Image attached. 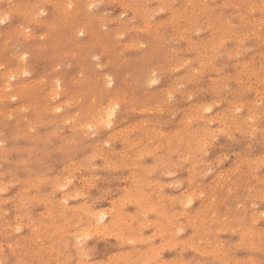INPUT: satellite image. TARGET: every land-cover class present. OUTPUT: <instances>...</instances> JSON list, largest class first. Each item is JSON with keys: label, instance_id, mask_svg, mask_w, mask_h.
<instances>
[{"label": "rangeland", "instance_id": "374dc122", "mask_svg": "<svg viewBox=\"0 0 264 264\" xmlns=\"http://www.w3.org/2000/svg\"><path fill=\"white\" fill-rule=\"evenodd\" d=\"M81 1H0V264H264V0Z\"/></svg>", "mask_w": 264, "mask_h": 264}, {"label": "bare ground", "instance_id": "6f19581e", "mask_svg": "<svg viewBox=\"0 0 264 264\" xmlns=\"http://www.w3.org/2000/svg\"><path fill=\"white\" fill-rule=\"evenodd\" d=\"M0 1H1V0H0ZM7 1H9V0H7ZM54 1H55V0H54ZM64 1H65V0H64ZM64 1L62 0V2H64ZM73 1H74V0H73ZM77 1H78V0H77ZM80 1H81V0H80ZM95 1H96V0H95ZM98 1H99V0H98ZM117 1H118V0H117ZM134 1H135V0H134ZM134 1H133V3H135ZM136 1H137V0H136ZM156 1H157V0H156ZM161 1H163V0H161ZM168 1H170V0H168ZM192 1H193V0H192ZM195 1H196V0H195ZM198 1H199V0H198ZM206 1H207V0H206ZM231 1H232V0H231ZM231 1H230V2H231ZM235 1H236V0H235ZM39 2H40V1H39ZM44 2H46V1H44ZM58 2H59V1H58ZM62 2H61V3H62ZM81 2H82V1H81ZM102 2H103V1H102ZM118 2H119V1H118ZM121 2H122V1H121ZM129 2H130V1H129ZM170 2H171V1H170ZM175 2H176V1H175ZM189 2H190V1H189ZM193 2H194V1H193ZM230 2H229V3H230ZM37 3H38V2H37ZM83 3H84V2H83ZM83 3H82V5H83ZM104 3H105V2H104ZM126 3H128V2H126ZM139 3H140V1H139ZM141 3H142V2H141ZM163 3H164V2H163ZM171 3H172V2H171ZM196 3H197V2H196ZM205 3H206V2H205ZM25 4H26V2H25ZM44 4H45V3H44ZM58 4H59V3H58ZM70 4H71V3H70ZM74 4H76V3H74ZM100 4H101V2H100ZM146 4H147V3H146ZM168 4H169V3H168ZM182 4H183V3H182ZM190 4H192V3H190ZM190 4H189V5H190ZM213 4H214V3H213ZM232 4H233V3H232ZM254 4H255V3H254ZM26 5H27V4H26ZM68 5H69V3H68ZM71 5H73V4H71ZM92 5H93V4H92ZM130 5H131V4H130ZM140 5H141V4H140ZM165 5H166V4H165ZM218 5H219V4H218ZM7 6H8V5H7ZM10 6H11V5H10ZM12 6H13V5H12ZM57 6H58V5H57ZM64 6H66V4H64ZM88 6H89V5H88ZM123 6H124V5H123ZM136 6H137V4H136ZM144 6H145V5H144ZM146 6H147V5H146ZM186 6H187V5H186ZM186 6H185V7H186ZM195 6H196V5H195ZM232 6H233V5H231V7H232ZM16 7H17V6H16ZM18 7H20V6H18ZM51 7H52V6H51ZM76 7L78 8L79 6L76 5ZM98 7H99V5H98ZM140 7H142V5H141ZM153 7H154V6H153ZM236 7H237V6H236ZM20 8H21V7H20ZM27 8H31V7L29 6V7H27ZM53 8H56L55 5H54ZM71 8H72V7H71ZM71 8H70V9H71ZM86 8H87V6H86ZM122 8H123V7H122ZM150 8H151V7H150ZM155 8H159V7H155ZM160 8H161V7H160ZM160 8H159V9H160ZM183 8H184V7H183ZM210 8H211V6H210ZM220 8H222V7H220ZM237 8H238V7H237ZM239 8H240V7H239ZM38 9H39V8H38ZM43 9H44V7H43ZM78 9H79V8H78ZM178 9H179V8H178ZM247 9H249V8H247ZM4 10H5V9H4ZM26 10H27V9H26ZM28 10H29V9H28ZM28 10H27V12L30 13V10H29V11H28ZM57 10L60 11L61 9L58 7ZM57 10H56V12H57ZM62 10H63V9H62ZM64 10H65V9H64ZM71 10H72L71 13H73V11H75L76 9H75V10L71 9ZM85 10H86V9H85ZM125 10H126V9H125ZM134 10H135V9H134ZM144 10H145V9H144ZM146 10H147V9H146ZM146 10H145V11H146ZM155 10H156V9H155ZM224 10H225V9H224ZM2 11H3V10H2ZM18 11H19V10H18ZM59 11H58V12H59ZM69 11H70V10H69ZM69 11H68V9H67L66 12H69ZM81 11H82V10H81ZM90 11H91V10H90ZM90 11H89V13H90ZM139 11H140V9H139ZM142 11H143V7H142ZM148 11H150V10L148 9ZM153 11H154V9H153ZM164 11H165V10H164ZM187 11H188V10H187ZM190 11H191V10H190ZM193 11H194V10H193ZM257 11H258V10H257ZM31 12L36 13L37 10L35 11V10L33 9V11H31ZM39 12H40V11H39ZM45 12H46V10H45ZM58 12H57V13H58ZM78 12H79V11H77V12H75V13H78ZM92 12H93V10H92ZM154 12H155V11H154ZM154 12H153V13H154ZM183 12H184V11H183ZM185 12H186V10H185ZM251 12H252V9H251ZM10 13H11V12H10ZM14 13H15V11H14ZM34 13H33V14H34ZM42 13H43V12H42ZM104 13H105V12H104ZM142 13L144 14L145 12H142ZM142 13H141V15H143ZM148 13H149V12H148ZM188 13H189V12H188ZM191 13H192V12H191ZM45 14H47V13H45ZM78 14H79V13H78ZM87 14H88V13H87ZM90 14H91V13H90ZM90 14H89V15H90ZM109 14H110V13H109ZM146 14H147V12H146ZM239 14H240V13H239ZM251 14H252V13H251ZM9 15H10V14H9ZM22 15H23V14H22ZM28 15H29V14H28ZM38 15H40V14H38ZM38 15H37V16H38ZM60 15H62V14L60 13ZM60 15L58 14V16H60ZM75 15H76V14H75ZM89 15H87V16H89ZM91 15H92V14H91ZM125 15H126V14H125ZM125 15H124V16H125ZM175 15H177V14H175ZM178 15H179V14H178ZM190 15H191V14H190ZM229 15H230V14H229ZM70 16H71V15H70ZM145 16H146V15H145ZM193 16H194V14H193ZM231 16H232V15H231ZM248 16H249V15H248ZM248 16H247V17H248ZM38 17H39V16H38ZM38 17H37V19H38V21H39V18H38ZM63 17H64V19H65V16H63ZM76 17H78V15H77ZM76 17H75V18H76ZM114 17H115V16H114ZM141 17H142V16H141ZM141 17H140V18H141ZM148 17H149V16H148ZM155 17H156V16H155ZM173 17H174V16H173ZM180 17H181V16H180ZM190 17H191V20L194 19V17L197 18L196 14H195L194 17H192V16H190ZM243 17H244V16H243ZM5 18H6V17H5ZM57 18H58V17H57ZM66 18H67V17H66ZM87 18H88V17H87ZM91 18H92V17H91ZM146 18H147V17H146ZM176 18H177V17H176ZM196 18H195V19H196ZM53 19H54V18H53ZM94 19H95V18H94ZM105 19H106V18H105ZM107 19H108V17H107ZM110 19H111V18H110ZM116 19H117V18H116ZM144 19H145V18H144ZM147 19H148V18H147ZM147 19H146V20H147ZM156 19H157V18H156ZM168 19H169V18H168ZM65 20H68V18L65 19ZM114 20H115V19H114ZM125 20L127 21V19H125ZM142 20H143V19H142ZM173 20H174V18H173ZM177 20H178V19H177ZM177 20H176V21H177ZM191 20H190V22H192ZM225 20H226V19H225ZM248 20L250 21V19H248ZM4 21H5V20H4ZM8 21H10V20H8ZM11 21H12V19H11ZM38 21H37V22H38ZM41 21H42V20H40V23H41ZM46 21H47V20H46ZM53 21H54V20H53ZM60 21H61V19H60ZM60 21H59V22H60ZM70 21H72V20L70 19ZM89 21H90V19H89ZM104 21H105V20H104ZM107 21H108V20H107ZM126 21H125V22H126ZM130 21H131V20H130ZM155 21H156V20H155ZM174 21H175V20H174ZM193 21H194V20H193ZM195 21H196V20H195ZM218 21H219V20H218ZM231 21H232V20H231ZM246 21H247V20H246ZM257 21H258V20H257ZM23 22H24V21H23ZM48 22H49V21H48ZM48 22H47V23H48ZM56 22H57V21H56ZM75 22H76V19H75ZM87 22H88V21H87ZM108 22H110V20H109ZM122 22H123V21H122ZM160 22H161V21H160ZM160 22H159V23H160ZM19 23H20V22H19ZM44 23H46V22H44ZM61 23H62V21H61ZM83 23H84V22H83ZM129 23H130V22H129ZM129 23H127V24L129 25ZM132 23H133V22H132ZM132 23H131V24H132ZM170 23H171V22H170ZM173 23H174V22H173ZM175 23H176V22H175ZM192 23H193V22H192ZM228 23H229V22H228ZM245 23H246V22H245ZM260 23H261V22H260ZM41 24H42V23H41ZM41 24H40V25H41ZM58 24H59V23H58ZM62 24H65V23L63 22ZM66 24H67V23H66ZM66 24H65V25H66ZM71 24H72V22H71ZM73 24H74V23H73ZM86 24H87V23H86ZM86 24H85V25H86ZM118 24H119V23H118ZM144 24H145V23H144ZM147 24H149V23L147 22ZM152 24H153V22H152ZM18 25H19V24H18ZM21 25H22V24H21ZM47 25H49V24H47ZM47 25H46V26H47ZM55 25H56L55 27H58L57 24H55ZM75 25H77V24H75ZM91 25H92V24H90V26H91ZM100 25H101V24H100ZM122 25H123V23H122ZM168 25H169V24H168ZM196 25H197V24H196ZM220 25H221V24H220ZM226 25H227V24H226ZM257 25H258V23H257ZM15 26H16V25H15ZM25 26H26V25H25ZM53 26H54V25H52V28H54V30H57V29H56L55 27H53ZM66 26H67V25H66ZM83 26H84V24H83ZM104 26H105V25H104ZM120 26H121V25H120ZM123 26H124V25H123ZM147 26H148V25H147ZM156 26H157V25H156ZM184 26H186V24H185ZM184 26H183V28H184ZM22 27H23V26H22ZM27 27H28V25H27ZM72 27H73V26H72ZM132 27H133V26H132ZM145 27H146V26H145ZM166 27H167V26H166ZM181 27H182V26H181ZM186 27H187V26H186ZM18 28H19V27H18ZM61 28H62V27H61ZM78 28H79V27H78ZM92 28H93V27H92ZM92 28H89V30L92 29ZM119 28H120V27H119ZM135 28H136V27H135ZM210 28H211V27H210ZM19 29H20V28H19ZM59 29H60V28H59ZM102 29H103V28H102ZM115 29H116V28H115ZM147 29H148V28H147ZM152 29H153V27H152ZM173 29H174V28H173ZM244 29H245V28H244ZM24 30H25V29H23V31H24ZM48 30H49V29H48ZM104 30H105V29H104ZM109 30H110V29H109ZM122 30H123V29H122ZM122 30H121V31H122ZM137 30H138V28H137ZM145 30H146V29H145ZM145 30H143V31H145ZM150 30H151V29H150ZM153 30H154V29H153ZM0 31H1V30H0ZM107 31H108V30H107ZM113 31H114V30H113ZM117 31H118V30H117ZM126 31H127V30H126ZM147 31H149V29H148ZM147 31H145V32H147ZM177 31H178V30H177ZM190 31H191V30H190ZM5 32L7 33V30H6ZM9 32H10V31H9ZM21 32H22V31H21ZM46 32H48V31H46ZM50 32H52V31H49V33H50ZM85 32H87V30H86L85 28H80V29L78 30V33H85ZM122 32H124V31H122ZM180 32H181V31H180ZM216 32H217V31H216ZM252 32H253V31H252ZM23 33L25 34V32H23ZM28 33H29V31H28ZM49 33H48V34H49ZM87 33H88V32H87ZM89 33H90V32H89ZM103 33H105V32H103ZM115 33H116V30H115ZM115 33H114V34H115ZM117 33H119V32H117ZM120 33H121V32H120ZM212 33H214V32H212ZM21 34H22V33H21ZM43 34H44V32H43ZM107 34H108V33H107ZM12 35L14 36L13 33H12ZM44 35H45V34H44ZM54 35H55V34H54V32H53V36H54ZM60 35H61V34H60ZM93 35H94V34H93ZM103 35H104V34H103ZM118 35H119V34H118ZM233 35H234V34H233ZM21 36H22V35H21ZM25 36H26V35H25ZM25 36H24V37H25ZM27 36H28V35H27ZM27 36H26V37H27ZM30 36H31V35H30ZM41 36H43V35H41ZM46 36H48V35L46 34L45 37H46ZM51 36H52V35H51ZM56 36H58V35H56ZM70 36H71V35H70ZM109 36H110V35H109ZM114 36H115V35H114ZM119 36H120V35H119ZM179 36H180V35H179ZM183 36H184V35H183ZM240 36H241V35H240ZM7 37H8V36H7ZM33 37H34V36H33ZM33 37H32V38H33ZM48 37H50V36H48ZM157 37H158V36H157ZM176 37H177V35H176ZM263 37H264V36H263ZM17 38H18V37H17ZM35 38H36V37H35ZM38 38H39V37H38ZM54 38H55V37H54ZM60 38H61V37H60ZM60 38H59V39H60ZM64 38H65V37H64ZM129 38H130V37H129ZM142 38H143V37H142ZM247 38H248V37H247ZM251 38H252V37H251ZM26 39H27V38H26ZM44 39H45V38H44ZM70 39H71V38H70ZM78 39H79V38H78ZM112 39H113V38H112ZM118 39H120V38H118ZM181 39H182V38H181ZM211 39H212V38H211ZM218 39H219V38H218ZM241 39H242V37H241ZM256 39H257V38H256ZM261 39H262V36H261ZM72 40H74V39H72ZM106 40H107V38H106ZM220 40H222V39L220 38ZM253 40H254V38H253ZM66 41H67V40H66ZM79 41H80V40H79ZM113 41H114V40H113ZM262 41H263V39H262ZM54 42H55V41H54ZM114 42H115V41H114ZM117 42H118V41H117ZM119 42H120V41H119ZM209 42H210V41H209ZM0 43H1V42H0ZM12 43H13V42H12ZM41 43H42V42H41ZM100 43H101V42H99V44H100ZM106 43H107V42H105V44H106ZM115 43H116V42H115ZM127 43H128V41H127ZM136 43H138V42H136ZM7 44H8V43H7ZM49 44H50V43H49ZM54 44H55V43H54ZM103 44H104V43H103ZM128 44H129V43H128ZM148 44H149V43H148ZM55 45H58V44H57V41H56V44H55ZM100 45H101V44H100ZM130 45H131V44H130ZM139 45H140V44H139ZM142 45H143V44H142ZM162 45H163V44H162ZM17 46H18V45H17ZM36 46H37V45H36ZM95 46H96V45H95ZM106 46H107V44H106ZM132 46H133V45H132ZM143 46H144V45H143ZM228 46H229V45H228ZM258 46H259V45H258ZM37 47H38V46H37ZM123 47H125V46H122V48H123ZM139 47H140V46H139ZM145 47H147V46L145 45ZM189 47H190V46H189ZM40 48H41V46H40ZM132 48H134V47H132ZM135 48H136V47H135ZM135 48H134V49H135ZM155 48H156V46H155ZM7 49H8V48H7ZM17 49H19V48H17ZM55 49H56V46H55ZM73 49H74V48H73ZM103 49H104V48H103ZM125 49H126V48H125ZM156 49H157V48H156ZM167 49H168V48H167ZM228 49H229V48H228ZM232 49H233V48H232ZM240 49H241V48H240ZM53 50H54V49H53ZM61 50H62V49H61ZM170 50H171V48H170ZM188 50H189V49H188ZM226 50H227V49H226ZM247 50H248V49H247ZM249 50H250V49H249ZM260 50H261V49H260ZM1 51H2V50H1ZM23 51H24V50H23ZM28 51H29V50H28ZM108 51H109V50H108ZM176 51H177V50H176ZM228 51H229V50H228ZM228 51L226 52V54H227V53H228V55L231 54V53L228 52ZM222 52H223V51H222ZM222 52H221V54H222ZM257 52H258V51H257ZM0 53H1V52H0ZM66 53L68 54L67 51H66ZM158 53H159V52H158ZM172 53H173V52H172ZM1 54H2V53H1ZM14 54H15V53H14ZM24 54H25V53H24ZM63 54H65V53H63ZM67 54H65V55H67ZM102 54H103V53H102ZM102 54H101V55H102ZM105 54H107V53H105ZM122 54H123V52H122ZM175 54H176V53H175ZM221 54H220V55H221ZM11 55H12V54H11ZM114 55H115V54H114ZM1 56H2V55H1ZM56 56H57V55H56ZM73 56H74V55H73ZM122 56H123V55H122ZM171 57H172V55H171ZM251 57H252V55H251ZM26 58H27V57H26ZM126 58H128V57L126 56ZM145 58H146V57H145ZM169 58H170V57H169ZM177 58H178V57H177ZM19 59H21V58L19 57ZM113 59H115V58H113ZM124 59H125V58H124ZM136 59H137V58H136ZM239 59H240V58H239ZM243 59H244V58H243ZM262 59H263V58H262ZM10 60H11V59H10ZM27 60H28V59H27ZM115 60H116V59H115ZM122 60H123V59H122ZM131 60H132V59H131ZM138 60H139V59H138ZM244 60H245V59H244ZM253 60H254V59H253ZM21 61H22V59H21ZM123 61H124V60H123ZM125 61H126V60H125ZM132 61H133V60H132ZM152 61H153V60H152ZM189 61H190V59H189ZM246 61H247V60H246ZM246 61H245V62H246ZM25 62H27V61H25ZM25 62H24V63H25ZM35 62H36V61H35ZM99 62H101V61H99ZM145 62H146V61H145ZM148 62H149V61H148ZM183 62H184V61H183ZM198 62H199V60H198ZM202 62H203V61H202ZM239 62H240V61H239ZM253 62H254V61H253ZM22 63H23V62H22ZM200 63H201V62H200ZM203 63H204V62H203ZM203 63H202V64H203ZM246 63H247V62H246ZM25 64H26V63H25ZM118 64H120V63H118ZM122 64H124V63H122ZM139 64H140V63H139ZM143 64H144V63H143ZM143 64H142V65H143ZM175 64H176V63H175ZM178 64H179V63H178ZM181 64H182V63H181ZM1 65H2V64H1ZM1 65H0V66H1ZM11 65H12V63H11ZM26 65H27V64H26ZM28 65H29V64H28ZM108 65H109V63H108ZM120 65H121V64H120ZM126 65H127V64H126ZM176 65H177V64H176ZM227 65H228V64H227ZM253 65H254V64H253ZM260 65H261V64H260ZM229 66H230V65H229ZM244 66H246V65H244ZM249 66H250V65H249ZM254 66H255V65H254ZM14 67L16 68L17 66L15 65ZM19 67H20V65H19ZM102 67H103V66H102ZM130 67H131V66H130ZM142 67H144V66H141V68H142ZM179 67H180V66H179ZM231 67H232V66H231ZM259 67H260V66H259ZM261 67H264V66H261ZM21 68H22V67H21ZM118 68H120V67L118 66ZM127 68H128V66H127ZM127 68H126V69H127ZM189 68H190V67H189ZM28 69H29V68H28ZM143 69H144V68H142V70H143ZM252 69H253V68H252ZM258 69H259V68H258ZM260 69H261V68H260ZM4 70H5V69H4ZM23 70H24V69H23ZM80 70H81V69H80ZM99 70H100V69H99ZM149 70H150V69H149ZM189 70H190V69H189ZM207 70H208V68H207ZM242 70H243V69H242ZM242 70H241V71H242ZM17 71H18V68H17ZM134 71L136 72V69H135ZM134 71H133V73H134ZM139 71H140V67H139ZM203 71H204V70H203ZM205 71H206V70H205ZM1 72H2V71H1ZM18 72H19V71H18ZM155 72H156V71H155ZM143 73H144V71H143ZM152 73H153V72H152ZM171 73H172V72H171ZM250 73H251V72H250ZM252 73H253V72H252ZM254 73H255V72H254ZM48 74H49V73H48ZM106 74H107V73H106ZM196 74H197V73H196ZM236 74H237V73H236ZM9 75H10V74H9ZM11 75H12V74H11ZM11 75H10V76H11ZM115 75H116V74H115ZM124 75H125V74H124ZM130 75H131V73H130ZM135 75H136V74H135ZM256 75H258V74H256ZM10 76H9V77H10ZM42 76H43V75H42ZM106 76H107V75H106ZM106 76H105V77H106ZM126 76H127V75H126ZM251 76H252V75H251ZM258 76H259V75H258ZM9 77H8V75H7V77H6V81H7V79H8ZM124 77H125V76H124ZM124 77H123V79H125ZM130 77H131V76H130ZM149 77H150V76H149ZM248 77H249V76H248ZM252 77H253V76H252ZM3 78H4V77H3ZM59 78H60V77H59ZM98 78H99V77H98ZM106 78H107V77H106ZM136 78H138V77H136ZM259 78H260V77H259ZM259 78H258V79H259ZM10 79H11V78H10ZM42 79H43V78H42ZM47 79H48V78H47ZM61 79H62V78H61ZM61 79H58L57 82H55V83H54L53 80H52L53 82H51L52 84H54L53 86H55L54 94L51 93L53 96H54V95H60V94H63V93H61V91H63V88H64V87H63V84H62V82H61V81H62ZM77 79H78V78H77ZM104 79H105V78H104ZM134 79H135V78H134ZM139 79H140V77L138 78V80H139ZM180 79H181V78H180ZM241 79H242V78H241ZM254 79H255V78H254ZM38 80H39V79H38ZM40 80H41V78H40ZM102 80H103V79H102ZM130 80H131V79H130ZM259 80H260V79H259ZM45 81H46V80H45ZM100 81H101V80H100ZM110 81H111V79H110ZM110 81H109V82H110ZM121 81H122V78H121ZM125 81H126V80H125ZM179 81H180V80H179ZM253 81H254V80H253ZM34 82H35V80H34ZM36 82H38V81H36ZM104 82H105V81H104ZM109 82H108V83H109ZM127 82H128V81H127ZM132 82H133V81H132ZM137 82H138V81H137ZM142 82H143V81H142ZM147 82L149 83V81H147ZM246 82H247V81H246ZM5 83H6V82H5ZM24 83H25V82H24ZM24 83H23V84H24ZM29 83H30V82H29ZM43 83H44V82H43ZM51 83H49V84H51ZM73 83H74V81H73ZM148 83H147V84H148ZM150 83H151V80H150ZM170 83H171V82H170ZM170 83H169V84H170ZM215 83H216V82H215ZM254 83H255V82H254ZM8 84H9V83H7V85H8ZM40 84H41V83H40ZM52 84H51V86H52ZM71 84H72V83H71ZM77 84H78V83H77ZM106 84H107V79H106ZM106 84H104V85L102 84V86L104 87ZM110 84H112V83H110ZM184 84H185V83H183V86H184ZM187 84H188V83H187ZM7 85H6V86H7ZM29 85H30V84H29ZM74 85H76V84H74ZM113 85H114V84H113ZM113 85H112V87H113ZM141 85L143 86V84H140V87H142ZM180 85H181V84H180ZM20 86H21V85H20ZM39 86H40V85H39ZM39 86H37V87L39 88ZM91 86H92V85H91ZM99 86H100V85H99ZM102 86H101V87H102ZM178 86H179V85H178ZM4 87H5V86H4ZM26 87H30V86H26ZM37 87H36V88H37ZM44 87H45V85H44ZM62 87H63V88H62ZM103 87H102V88H103ZM110 87H111V86H110ZM140 87H139V88H140ZM147 87H148V85H147ZM167 87H168V86H167ZM174 87H175V86H174ZM5 88H6V87H5ZM30 88H32V87H30ZM50 88H51V87H50ZM104 88H105V87H104ZM165 88H166V87H165ZM191 88H192V87H191ZM205 88H206V87H205ZM243 88H244V87H243ZM6 89H7V88H6ZM6 89H5V90H6ZM11 89H12V88H11ZM43 89H44V88H43ZM43 89H41V90H43ZM48 89H49V88H48ZM66 89H67V88H66ZM68 89H69V87H68ZM169 89H171V88H169ZM173 89H174V88H173ZM256 89H257V88H256ZM0 90H1V89H0ZM45 90H46V89H45ZM45 90H44V91H45ZM64 90H65V88H64ZM69 90H70V89H69ZM69 90H68V91H69ZM78 90H79V89H78ZM109 90H110V89H109ZM121 90H122V89H121ZM126 90H127V89H126ZM258 90H259V89H258ZM258 90H257V91H258ZM52 91H53V90H52ZM220 91H221V90H220ZM238 91H239V90H238ZM259 91H260V90H259ZM5 92H6V91H5ZM41 92H42V91H41ZM65 92L67 93L66 90H65ZM70 92L72 93L71 90H70ZM73 92H74V91H73ZM126 92H127V91H126ZM145 92H146V91H145ZM166 92H167V91H166ZM171 92H172V91H171ZM29 93H30V92H29ZM66 93H64L65 96H66ZM109 93H110V92H109ZM15 94H16V93H15ZM162 94H165V93L162 92ZM167 94H169V93H167ZM173 94H174V93H173ZM185 94H186V93H185ZM185 94H184V95H185ZM240 94H241V93H240ZM257 94H258V93H257ZM28 95H29V94H28ZM156 95H157V94H156ZM171 95H172V94H171ZM182 95H183V94H182ZM188 95H189V94H188ZM9 96H10V95H9ZM30 96H31V95H30ZM71 96H73V95H71ZM120 96H121V95H120ZM174 96H175V95H174ZM186 96H187V94H186ZM211 96H212V95H211ZM232 96H233V95H232ZM239 96H240V95H239ZM48 97H49V96H48ZM50 97H51V96H50ZM54 97H55V96H54ZM54 97H53V98H54ZM56 97H57V96H56ZM110 97H111V96H110ZM110 97H109V98H110ZM112 97H114V95H112ZM123 97H124V96H123ZM168 97H169V96H168ZM181 97H182V96H181ZM9 98H11V97H9ZM18 98H19V97H18ZM21 98H23V97H21ZM38 98H39V97H38ZM46 98H47V97H46ZM107 98H108V97H107ZM109 98H108V99H109ZM147 98H148V97H147ZM173 98H174V97H173ZM51 99H52V98H51ZM56 99H57V98H56ZM62 99H63V98H62ZM104 99H105V98H104ZM115 99H116V98H115ZM115 99H114V100H115ZM145 99H146V98H145ZM168 99H169V98H168ZM234 99H235V98H234ZM241 99H242V98H241ZM47 100H48V99H47ZM52 100H53V99H52ZM110 100H111V99H110ZM114 100H113V101H114ZM127 100H128V99H127ZM188 100H189V99H188ZM14 101H15V100H14ZM33 101H34V99H33ZM42 101H43V100H42ZM49 101H50V100H49ZM49 101H47V102H49ZM94 101H95V100H94ZM113 101H112V103H110L109 107H106V110H105V107H104V104H103V108H104V111H103V112L106 111V113H103V115L106 114L105 118H104V116H102V117H97V119H95V118H96V117H95V118H94V119H95V123L92 124L90 128H93L98 122H102V125H103V124H107V126H106V125H103V126H104V127H105V126L108 127V126H110L109 124H110L112 121H115L114 119L112 120V117H114L115 113L118 112V111H116V106H118L119 104L117 105L118 102H117V101H114V102H113ZM161 101H162V100H161ZM163 101H164V100H163ZM184 101H185V100H184ZM73 102H74V101H73ZM76 102H77V101H76ZM159 102H160V101H159ZM170 102H171V101H170ZM101 103H102V101L99 103V108H100ZM103 103H104V101H103ZM165 103H166V101H165ZM200 103H201V102H200ZM204 103H205V102H204ZM207 103H208V102H207ZM34 104H35V101H34ZM52 104H53V103H52ZM72 104H73V103H72ZM107 104H109V102H108ZM167 104H168V102H167ZM230 104H231V102H230ZM23 105H24V104H23ZM45 105L47 106V104H45ZM50 105H51V104H50ZM54 105H55V104H54ZM59 105H60V104H59ZM74 105H75V104H74ZM74 105H73V106H74ZM92 105H94V104H92ZM105 105H106V103H105ZM188 105H189V104H188ZM217 105H218V104H217ZM243 105H244V104H243ZM6 106H7V105H6ZM52 106H53V105H52ZM57 106H58V105H57ZM69 106H70V104H69ZM106 106H107V105H106ZM158 106H159V105H158ZM162 106H163V104H162ZM193 106H194V105H193ZM207 106H209V105H207ZM215 106H216V105H215ZM7 107H8V106H7ZM20 107H22V106L20 105ZM28 107H29V106H28ZM35 107L38 109V107L36 106V104H35ZM49 107H50V106H49ZM59 107H60V106H58V107H56V108H59ZM86 107H87V106H86ZM118 107H119V106H118ZM159 107H160V106H159ZM198 107H199V106H198ZM204 107H205V106H204ZM211 107H212V105H211ZM213 107H214V106H213ZM50 108H51V107H50ZM53 108H54V107H53ZM53 108H52V109H53ZM56 108H55V109H56ZM61 108H62V107H61ZM65 108H66V107H65ZM79 108H80V107H79ZM97 108H98V105H97ZM103 108H102V106H101L100 109H103ZM156 108H157V107H156ZM183 108H184V107H183ZM200 108H201L200 110H202V107H200ZM19 109H20V108H19ZM33 109H34V108H33ZM52 109H51V110H52ZM62 109H64V108H62ZM83 109H84V108H83ZM134 109H135V108H134ZM149 109H150V108H149ZM158 109L161 110L162 108H158ZM167 109H168V108H167ZM194 109H196V107H195ZM194 109H193V110H194ZM205 109H207V107H205ZM209 109H210V106H209ZM209 109H208V111H209ZM243 109H244V108H243ZM39 110H40V109H39ZM247 110H248V109H247ZM252 110H253V109H252ZM9 111H10V110H9ZM40 111H41V110H40ZM55 111H56V110H55ZM83 111H84V110H83ZM147 111H148V110H147ZM151 111H152V110H151ZM151 111H150V112H151ZM171 111H172V110H171ZM202 111H203V110H202ZM250 111H251V109H249V112H250ZM263 111H264V110H263ZM0 112H1V111H0ZM84 112H85V111H84ZM93 112H95V111H93ZM96 112H97V110H96ZM98 112H99V114H100L101 110H100V111L98 110ZM156 112H157V110H156ZM194 112H195V111H194ZM243 112H244V111H243ZM245 112H246V110H245ZM254 112H255V111H254ZM254 112H252L253 116L256 115V117H257V114H254ZM261 112H262V111H261ZM49 113H50V112H49ZM54 113H55V112H54ZM80 113H81V112H80ZM151 113H152V112H151ZM159 113H160V112H158V114H159ZM195 113H196V112H195ZM239 113H240V111H239ZM257 113H258V111H257ZM38 114H41V113L38 112ZM45 114H46V113H45ZM72 114H74V113H72ZM85 114H86V113H85ZM88 114H89V112H88ZM93 114H94V113H93ZM133 114H134V113H133ZM181 114H182V113H181ZM221 114H222V113H221ZM250 114H251V113H250ZM252 114H251V115H252ZM68 115H69V114H68ZM75 115H76V114H75ZM89 115H90V114H89ZM122 115H123V114H122ZM125 115H127V114H125ZM187 115H188V113H187ZM189 115H190V114H189ZM258 115H259V113H258ZM11 116H13V115H11ZM38 116H40V115H38ZM62 116H63V114H62ZM64 116H67V115H64ZM71 116H72V115H71ZM73 116H74V115H73ZM80 116H81V115H80ZM86 116H87V115H86ZM100 116H101V115H100ZM162 116H163V115H162ZM211 116H212V115H211ZM7 117H10V116H7ZM78 117H79V116H78ZM78 117H76V118H78ZM92 117H94V115H91V118H92ZM122 117H123V116H122ZM122 117H121V118H122ZM187 117H188V116H187ZM226 117H227V116H226ZM249 117H250V116H249ZM66 118H67V117H66ZM71 118H72V117H71ZM79 118H80V117H79ZM84 118H85V117H84ZM103 118H104L105 120H103ZM114 118H115V117H114ZM211 118H212V117H211ZM59 119L62 120V117H60ZM87 119H88V118H87ZM118 119H119V118H118ZM125 119H126V118H125ZM251 119H252V118H251ZM73 120H74V119H73ZM78 120H79V119H78ZM78 120H77V121H78ZM88 120H92V119H88ZM88 120H87V121H88ZM102 120H103V121H102ZM155 120H156V119H155ZM186 120H187V119H186ZM232 120H233V119H232ZM52 121H53V119H52ZM77 121H75V122H77ZM80 121H81V118H80ZM83 121H84L83 124L85 125V124L87 123V121H86V122H85V120H83ZM83 121H82V122H83ZM149 121H150V120H149ZM149 121H148V122H149ZM157 121H158V120H156V122H157ZM187 121H188V120H187ZM190 121H191V120H190ZM250 121H251V120H250ZM29 122H30V121H29ZM44 122H45V121H44ZM164 122H165V121H164ZM192 122H193V121H192ZM197 122H198V121H197ZM220 122H221V121H220ZM252 122H253V121H252ZM31 123H33V122L31 121ZM49 123H52V122H49ZM68 123H69V122H68ZM88 123H89V122H88ZM91 123H93V122H91ZM157 123H158V122H157ZM177 123H178V122H177ZM63 124H64V122H63ZM80 124H81V122H80ZM120 124H121V123H120ZM159 124H160V122H159ZM202 124H203V123H202ZM241 124H242V123H241ZM78 125H79V124H78ZM86 125H87V124H86ZM111 125H112V124H111ZM153 125L155 126V124H153ZM189 125H190V124H189ZM73 126H74V125H73ZM136 126H137V125H136ZM160 126H161V124H160ZM181 126H182V125H181ZM243 126H244V125H243ZM75 127H76V126H75ZM81 127H83L82 124H81ZM149 127H150V126H149ZM182 127H183V126H182ZM248 127H249V126H248ZM109 128H110V127H109ZM120 128H121V127H120ZM222 128H223V127H222ZM229 128H230V127H229ZM262 128H263V127H262ZM18 129H19V128H18ZM73 129H74V127H73ZM76 129L79 130L78 127H76ZM76 129H74V130H76ZM96 129H97V128H96ZM152 129H153V128H152ZM21 130H22V129H21ZM97 130H98V129H97ZM155 130H156V129H155ZM17 131H18V130H17ZM48 131H49V130H48ZM54 131H55V130H54ZM60 131H61V130H60ZM82 131H83V130H82ZM85 131H86V130H85ZM88 131H89V129H88ZM174 131H175V130H174ZM261 131H262V130H261ZM19 132H20V130L18 131V133H19ZM79 132H81V131H79ZM97 132H98V131H97ZM127 132H128V131H127ZM131 132H132V130H131ZM87 133H88V132H86L85 134H87ZM155 133H156V132H155ZM27 134H28V133H27ZM82 134H83V133H82ZM116 134H117V133H116ZM125 134H126V133H125ZM158 134H159V133H158ZM161 134H163V133L161 132ZM220 134H221V133H220ZM20 135H22V134H20ZM31 135H32V134H31ZM54 135H55V132H54ZM83 135H84V134H83ZM83 135H82V136H83ZM88 135H89V134H88ZM88 135H87V137H89ZM95 135H96V134H95ZM164 135H165V134H164ZM173 135H174V134H173ZM17 136H18V135H17ZM17 136H16V137H17ZM85 136H86V135H85ZM104 136H105V135H104ZM125 136H126V135H125ZM144 136H145V135H144ZM154 136H155V135H154ZM156 136H157V135H156ZM169 136H170V135H169ZM169 136H168V137H169ZM18 137H19V136H18ZM160 137H161V136H160ZM228 137H231V136H228ZM244 137H246V136H244ZM36 138H37V136H36ZM55 138H56V137H55ZM85 138H86V137H85ZM263 138H264V136H263ZM82 139H83V138H82ZM149 139H150V138H149ZM164 139H165V137H164ZM166 139H167V138H166ZM166 139H165V140H166ZM83 140H84V139H83ZM178 140H179V139H178ZM197 140H198V139H197ZM70 141H71V140H70ZM108 141H109V140H108ZM123 141H124V140H123ZM140 141H141V140H140ZM157 141H158V140H157ZM179 141H181V139H180ZM182 141H183V140H182ZM189 141H190V140H189ZM146 142H147V141H146ZM165 142H166V141H165ZM263 142H264V141H263ZM263 142H261V143H263ZM95 143H96V142H95ZM109 143H110V142H109ZM167 143H168V142H167ZM180 143H181V142H180ZM195 143H196V142H195ZM2 145H4V144H2ZM151 145H152V144H151ZM260 145H261V144H260ZM138 146H139V145H138ZM143 146H144V145H143ZM166 146H167V145H166ZM166 146H165V147H166ZM198 146H201V145H198ZM262 146H263V144H262ZM95 147H96V146H95ZM95 147H94V148H95ZM97 147H98V146H97ZM161 147H162V146H161ZM69 148H70V147H69ZM110 148H111V147H110ZM142 148H143V147H142ZM158 148H159V147H158ZM195 148H196V144H195ZM100 149H101V148H100ZM155 149L157 150V148H155ZM167 149H168V148H167ZM171 149H172V148H171ZM174 149H175V148H174ZM196 149H197V148H196ZM64 150H65V149H64ZM108 150H109V149H108ZM145 150H146V149H145ZM158 150H159V149H158ZM262 150H263V149H262ZM17 151H18V150H17ZM109 151H110V150H109ZM112 151H113V150H112ZM112 151H111V152H112ZM167 151H168V150H167ZM175 151H176V150H174V152H175ZM18 152H19V151H18ZM172 152H173V151H172ZM188 152H189V150H188ZM94 153H95V151H94ZM142 153H143V152H142ZM147 153H148V151H147ZM147 153H146V154H147ZM186 153H187V152H186ZM137 154H138V153H137ZM191 154H192V153H191ZM262 154H264V153H262ZM87 155H88V154H87ZM91 155H92V154H91ZM140 155H141V154H140ZM148 155H150V154H148ZM160 155H161V154H160ZM181 155H182V154H181ZM183 155H184V154H183ZM92 156H93V155H92ZM99 156H100V155H99ZM113 156H114V155H113ZM150 156H151V155H150ZM97 157H98V156H97ZM97 157H96V158H97ZM162 157H163V156H162ZM183 157H184V156H183ZM92 158H94V157H92ZM128 158H129V157H128ZM184 158H185V157H184ZM27 159H28V158H27ZM143 160H144V159H143ZM181 160H182V159H181ZM184 160H185V159H184ZM193 160H195V159H193ZM185 161H186V160H185ZM196 161H197V160H196ZM131 162H132V161H131ZM25 163H26V162H25ZM72 163H74V162H72ZM113 163H114V161H113ZM140 163H141V162H140ZM196 163H197V162H196ZM74 164H75V163H74ZM135 165H136V163H135ZM148 165H149V164H148ZM78 166H79V165H78ZM138 166H139V165H138ZM141 166H142V165H141ZM150 166H151V165H150ZM189 166H190V165H189ZM61 167H62V166H61ZM79 167H80V166H79ZM133 167H134V166H133ZM144 167H145V166H144ZM144 167H142V168H144ZM181 167H182V166H181ZM62 168H63V167H62ZM67 168H68V167H67ZM67 168H66V169H67ZM114 168H115V167H114ZM146 168H147V167H146ZM153 168H154V167H153ZM70 169H71V168H70ZM154 169H155V168H154ZM63 170H64V169H63ZM142 170H143V169H142ZM163 170H164V169H163ZM166 170H167V169H166ZM198 170H199V169H198ZM246 170H247V169H246ZM167 171H168V170H167ZM179 171H180V170H179ZM191 172H192V171H191ZM219 172H220V171H219ZM71 173H72V172H71ZM137 173H139V172H137ZM150 173H151V171H150ZM186 173H187V172H186ZM195 173H196V172H195ZM1 174H2V173H1ZM187 174H188V173H187ZM198 174H199V173H198ZM135 175H136V174H135ZM67 176H68V175H67ZM74 176H75V175H74ZM160 176H161V175H160ZM188 176H189V175H188ZM190 176H191V175H190ZM193 176H194V175H193ZM200 176H201V174H200ZM200 176H199V177H200ZM214 176H215V175H214ZM236 176H237V175H236ZM0 177H1V176H0ZM91 177H92V176H91ZM202 177H203V176H202ZM223 177H224V176H223ZM82 178H83V177H82ZM183 178H184V177H183ZM189 178H190V177H189ZM193 178H194V177H193ZM193 178H192V179H193ZM195 178H196V177H195ZM213 178H214V177H213ZM10 179H11V178H10ZM42 179H44V178H42ZM185 179H186V178H185ZM185 179H184V180H185ZM206 179H207V178H206ZM229 179H230V178H229ZM211 180H212V179H211ZM214 180H215V179H214ZM214 180H213V181H214ZM40 181H41V180H40ZM70 181H71V180H70ZM149 181H150V180H149ZM189 181H190V180H189ZM191 181H193V180H191ZM215 181H217V180H215ZM219 181H220V180H218V182H219ZM222 181H223V180H222ZM96 182H97V181H96ZM152 182H153V181H152ZM152 182H151V183H152ZM155 182H157V181H155ZM234 182H235V181H234ZM2 183H3V182H2ZM58 183H59V182H58ZM69 183H71V182H69ZM151 183H150V184H151ZM159 183H160V182H159ZM189 183H190V182H189ZM199 183H200V182H199ZM86 184H87V183H86ZM152 184H153V183H152ZM154 184H155V183H154ZM167 184H168V183H167ZM197 184H198V183H197ZM201 184H202V183H200V185H201ZM216 184H218V183L216 182ZM216 184L214 185L215 187L217 186ZM219 184H220V183H219ZM223 184H224V182H223ZM90 185H91V184H90ZM164 185H165V184H164ZM221 185H222V184H221ZM234 185H235V184H234ZM234 185H233V186H234ZM158 186H159V185H157V188H160V187H158ZM167 186H169V185H167ZM190 186H191V185H190ZM201 186H202V185H201ZM210 186H211V185H210ZM214 186H213V187H214ZM219 186H220V185H219ZM249 186H250V185H249ZM161 187H163V186L161 185ZM197 187H198V186H197ZM203 187H204V186H203ZM217 187H218V186H217ZM220 187H221V186H220ZM220 187H219V189H220ZM123 188H124V187H123ZM171 188H172V186H171ZM171 188H170V189H171ZM175 188H176V187H175ZM179 188H180V187H179ZM201 188H202V187H201ZM210 188H211V187H210ZM36 189H37V188H36ZM176 189H177V188H176ZM189 189H190V188H189ZM8 190H9V189H8ZM160 190H163V189H160ZM160 190H159V191H160ZM227 190L229 191V189H227ZM248 190H249V189H248ZM52 191H53V190H52ZM195 191H196V190H195ZM195 191H193V192L195 193ZM230 191H231V190H230ZM230 191H229V192H230ZM137 192H138V191H137ZM139 192H140V191H139ZM160 192H162V191H160ZM188 192H189V191H188ZM220 192H221V191H220ZM220 192H219V193H220ZM255 192H256V191H255ZM66 193H67V192H66ZM72 193L74 194V190H73ZM199 193H200V191H199ZM202 193H203V192H202ZM202 193H201V194H202ZM248 193H249V192H248ZM1 194H2V193H1ZM48 194H49V193H48ZM140 194H141V193H140ZM184 194H185V193H184ZM205 194H206V193H205ZM228 194H230V193H228ZM14 195H15V194H14ZM87 195H88V194H87ZM110 195H111V194H110ZM138 195H139V193H138ZM177 195H178V194H177ZM189 195H190V194H189ZM195 195H196V194H195ZM209 195H210V192H209ZM48 196H49V195H48ZM75 196H76V195H75ZM119 196H120V195H119ZM148 196H149V195H147V197H148ZM187 196H188V195H187ZM192 196H193V194H192ZM192 196H189V197L191 198ZM202 196H203V195H202ZM227 196H228V195H227ZM65 197H67V196H65ZM77 197H78V196H77ZM82 197H83V196H82ZM137 197H138V196H137ZM149 197H150V196H149ZM193 197H194V196H193ZM210 197H211V195H210ZM210 197H209V198H210ZM228 197H229V196H228ZM47 198H48V197H47ZM57 198H58V197H57ZM116 198H117V197H116ZM159 198H160V197H159ZM163 198H164V196H163ZM163 198H162V199H163ZM167 198H168V197H167ZM172 198H173V197H172ZM172 198H171V199H172ZM178 198H179V197H178ZM178 198H176V200H177ZM199 198H201V197H199ZM213 198H214V196H213ZM48 199H49V198H48ZM61 199H62V196H61ZM139 199H140V198H139ZM146 199H147V198H146ZM233 199H234V198H233ZM126 200H127V199H126ZM136 200H137V198H136ZM173 200H174V199H173ZM182 200H184V199L182 198ZM212 200H213V199H212ZM212 200H211V202H212ZM61 201H63V200H61ZM65 201H66V200H65ZM110 201H111V200H110ZM113 201H114V200H113ZM119 201H120V200H119ZM170 201H171V200H170ZM209 201H210V200H209ZM223 201H224V200H223ZM223 201H222V202H223ZM23 202H24V201H23ZM128 202H129V201H128ZM21 203H22V202H21ZM81 203H83V202H81ZM120 203H121V202H120ZM122 203H123V201H122ZM178 203H179V202H178ZM14 204H15V203H14ZM180 204H181V203H180ZM213 204H214V203H213ZM213 204H212V205H213ZM221 204H222V203H221ZM254 204H255V203H254ZM17 205H18V204H17ZM51 205H52V204H51ZM112 205H113V204H112ZM185 205H186V204H185ZM66 206H67V205H66ZM81 206H82V205H81ZM81 206H80V207H81ZM116 206H117V205H116ZM116 206H115V207H116ZM121 206H123V205H121ZM151 206H152V205H151ZM210 206H211V204H210ZM252 206H253V205H252ZM60 207H61V206H60ZM113 207H114V206H113ZM117 207H118V206H117ZM143 207H144V206H143ZM153 207H154V206H153ZM199 207H200V206H199ZM208 207H209V206H208ZM25 208H26V207H25ZM63 208H64V207H63ZM105 208H106V207H105ZM121 208H122V207H121ZM150 208H151V207H150ZM187 208H188V207H187ZM226 208H227V207H226ZM226 208H225V209H226ZM243 208H244V206H243ZM253 208H254V206H253ZM49 209H50V208H49ZM80 209H81V208H80ZM88 209H89V208H88ZM109 209H110V208H109ZM114 209H115V208H114ZM143 209H144V208H143ZM143 209H142V210H143ZM152 209H153V208H152ZM154 209H155V208H154ZM210 209H212V208H210ZM76 210H77V209H76ZM207 210H208V209H207ZM79 211H80V210H79ZM108 211H109V210H108ZM184 211H185V210H184ZM196 211H197V210H196ZM240 211H241V210H240ZM86 212H87V211H86ZM88 212H89V210H88ZM145 212H148L147 209H146ZM150 212H152V211H150ZM84 213H85V212H84ZM99 213H100V212H99ZM99 213H98V214H99ZM141 213H142V212H140V214H141ZM197 213H198V215L200 214V212H197ZM228 213H229V212H228ZM18 214H19V213H18ZM47 214H48V212H47ZM85 214H86V213H85ZM94 214H95V213H94ZM98 214H97V215H98ZM101 214H103V213H101ZM136 214H137V212H136ZM144 214H145V213H144ZM177 214H179V213L177 212ZM214 214H215V212H214ZM214 214H213V215H214ZM225 214H226V213H225ZM255 214H256V213H255ZM263 214H264V213H263ZM91 215H92V216H95V215H93L92 213H91ZM125 215H126L127 217L130 216V215H128V214H125ZM186 215H189V214L187 213ZM215 215H216V214H215ZM233 215H234V214H233ZM71 216H72V215H71ZM98 216H99V215H98ZM193 216H194V215H193ZM207 216H208V215H207ZM219 216H220V215H219ZM225 216H226V215H225ZM254 216H255V215H254ZM262 216H263V215H262ZM26 217H27V216H26ZM176 217H177V216H176ZM176 217H175V218H176ZM182 217H183V216H182ZM196 217H197V216H196ZM28 218H29V217H28ZM64 218H65V215H64ZM96 218H97L98 222H100L99 220H100L101 218H100V219H99V217H96ZM102 218H103V217H102ZM177 218H178V217H177ZM194 218H195V217H194ZM253 218H255V217H253ZM86 219H87V218H86ZM90 219H91V218H90ZM222 219H223V218H222ZM257 219H258V218H257ZM262 219H263V218H262ZM15 220H16V219H15ZM95 220H96V219H95ZM123 220H124V218H123ZM133 220H134V219H133ZM173 220H174V218H173ZM173 220H172V221H173ZM150 221H151V220H150ZM176 221H177V220H176ZM211 221H212V220H211ZM231 221H232V220H231ZM51 222H52V221H51ZM95 222H96V221H95ZM101 222H102V221H101ZM131 222H132V220H131ZM144 222H145V221H144ZM151 222H152V221H151ZM151 222H150V223H151ZM174 222H175V221H174ZM177 222H178V221H177ZM224 222H225V221H224ZM253 222H254V221H253ZM31 223H32V222H31ZM87 223H90V222H87ZM96 223H97V222H96ZM96 223H95V224H96ZM147 223H148V221H147ZM152 223H153V222H152ZM179 223H180V222H179ZM251 223H252V222H251ZM256 223H257V222H256ZM32 224H33V223H32ZM40 224H41V222H40ZM92 224H93V223H92ZM95 224H93V225L95 226ZM130 224H131V223H130ZM144 224H146V223H144ZM153 224L156 225V222L153 223ZM199 224H200V223H199ZM224 224H225V223H224ZM61 225H62V224H61ZM77 225H78V224H77ZM93 225H91V226H93ZM96 225H97V224H96ZM101 225H102V224H101ZM101 225H100V226H101ZM148 225H149V224H148ZM177 225H178V224H177ZM17 226H18V225H17ZM144 226H145V225H144ZM144 226H143V227H144ZM160 226H161V225H160ZM198 226H199V225H198ZM240 226H241V225H240ZM251 226H252V224H251ZM13 227H14V226H13ZM36 227H37V226H36ZM74 227H75V225H74ZM87 227H89V226H87ZM107 227H108V226H107ZM130 227H132V226H130ZM145 227H146V226H145ZM148 227H149V226H148ZM154 227H155V226H154ZM161 227H162V226H161ZM180 227H181V226H179L178 228H180ZM199 227H200V226H199ZM15 228H16V226H15ZM27 228H29V227H27ZM91 228H92V227H91ZM178 228H176V229H178ZM251 228H252V227H251ZM11 229H12V228H11ZM17 229H18V228H17ZM82 229H83V228H82ZM88 229H89V228H88ZM95 229H96V228H95ZM95 229H94V230H95ZM106 229H107V228H106ZM108 229H109V228H108ZM158 229H159V228H158ZM217 229H218V228H217ZM217 229H216V230H217ZM58 230H59V229H58ZM69 230H70V229H69ZM94 230H93V231H94ZM116 230H117V229H116ZM133 230H134V229H133ZM155 230H156V229H155ZM179 230H180V229H179ZM221 230H223V229H221ZM234 230H235V229H234ZM258 230H259V229H258ZM54 231H55V230H54ZM95 231H98V230H95ZM95 231H94V232H95ZM109 231H110V230H109ZM163 231H164V230H163ZM182 231H184V229H183ZM219 231H220V230H218V233H219ZM231 231H232V230H231ZM30 232H32V229H31ZM34 232H36V231H34ZM61 232H62V231H61ZM78 232H79V231H78ZM100 232H101V231H100ZM117 232H118V230H117ZM171 232H172V231H171ZM179 232H180V231H179ZM207 232H208V230H207ZM207 232H206V233H207ZM232 232H233V231H232ZM12 233H13V232H12ZM14 233H15V231H14ZM16 233H17V231H16ZM18 233H19V232H18ZM75 233H76V231H75ZM84 233H85V232L83 231V235H84ZM89 233L91 234V232H89ZM89 233H88V234H89ZM111 233H112V232H111ZM111 233L109 232V234H111ZM138 233H139V232H138ZM141 233H142V231H141ZM159 233H160V232H159ZM159 233H158V234H159ZM173 233H174V232H173ZM176 233H177V232H176ZM176 233H174V235H175ZM31 234H32V233H31ZM65 234H66V231H65ZM77 234H78V233H77ZM81 234H82V230H81ZM102 234H103V233H102ZM158 234H157V236H158ZM163 234H164V233H163ZM168 234H169V233H168ZM180 234H181V233H180ZM232 234H233V233H232ZM8 235H9V234H8ZM22 235H23V234H22ZM105 235H107V234H105ZM114 235H115V234H114ZM161 235H162V231H161ZM51 236H52V235H51ZM109 236H110V235H109ZM138 236H139V235H138ZM140 236H141V235H140ZM191 236H192V235H191ZM204 236H205V235H204ZM61 237H62V235H61ZM79 237H81V236H79ZM115 237H117V235H115ZM120 237H121V236H120ZM144 237H145V236H144ZM146 237H147V236H146ZM193 237H194V236H193ZM206 237H207V236H206ZM75 238H76V237H75ZM82 238H83V237H82ZM141 238H142V236L140 237V239H141ZM147 238H148V237H147ZM174 238H175V237H174ZM174 238H173V239H174ZM191 238H192V237H191ZM77 239H78V238H77ZM137 239H138V238H137ZM140 239H139V240H140ZM169 239L171 240V238H169ZM169 239H167V240H169ZM173 239H172V242L174 243V241L176 240V238H175V240H173ZM208 239H209V238H208ZM208 239H207V240H208ZM38 240H40V239H38ZM167 240H166V241H167ZM124 241H125V240H124ZM148 241H150V240H148ZM151 241H152V240H151ZM181 241H183V240H181ZM185 241H186V240H185ZM214 241H215V240H214ZM66 242H67V241H66ZM85 242H86V240H85ZM207 242H208V241H207ZM219 242H221V240H220ZM216 243H217V242H216ZM221 243H222V242H221ZM13 244H14V243H13ZM66 244H67V243H66ZM77 244H78V243H77ZM128 244H129V243H128ZM168 244H169V241H168ZM193 244H194V243H193ZM9 245H10V244H9ZM122 245H123V244H122ZM124 245H125V244H124ZM124 245H123V246H124ZM158 245H159V244H158ZM158 245H157V246H158ZM161 245H162V244H161ZM191 245H192V244H191ZM6 246H7V245H6ZM15 246H16V245H15ZM73 246H74V245H73ZM120 246H121V245H120ZM200 246H201V245H200ZM202 246H203V245H202ZM202 246H201V247H202ZM209 246H210V245H208V247H209ZM18 247H20V246H18ZM77 247H78V246H77ZM79 247H80V244H79ZM88 247H89V246H88ZM216 247H217V246H216ZM21 248H22V247H21ZM197 248L199 249V246H198ZM235 248H236V247H235ZM119 250H120V249H119ZM173 250H174V249H173ZM253 250H254V249H253ZM54 251H55V250H54ZM82 251H83V250H82ZM92 251H93V249H92ZM127 251H128V250H127ZM136 251H137V250H136ZM204 251H205V250H204ZM80 252H81V251H80ZM120 252H121V251H120ZM159 252H160V251H159ZM50 253H51V252H50ZM77 253H78V252H77ZM141 253H142V251H141ZM157 253H158V251H157ZM218 253H219V252H218ZM0 254H1V253H0ZM3 254H4V253H3ZM51 254H52V253H51ZM110 254H111V253H110ZM136 254H137V253H136ZM204 254H205V253H204ZM209 254H210V253H209ZM82 255H83V254H82ZM137 255H138V254H137ZM210 255H211V254H210ZM85 256H88V255H85ZM119 256H120V255H119ZM131 256H132V255H131ZM88 257H89V256H88ZM110 257H111V256H110ZM159 257H160V256H159ZM2 258H3V257H2ZM80 258H81V256H80ZM85 258H87V257H85ZM108 258H109V256H108ZM121 258H123V255L121 256ZM121 258H120V259H121ZM124 258H125V257H124ZM145 258H146V257H145ZM145 258H144V259H145ZM155 258H156V257H155ZM88 259H89V258H88ZM176 259H177V258H176ZM20 260H21V259H20ZM68 260H69V259H68ZM172 260H173V259H172ZM180 260H182V259H180ZM247 260H248V259H247ZM5 261H6V260H5ZM17 261H18V260H17ZM21 261H22V260H21ZM69 261H70V260H69ZM81 261H82V260H81ZM107 261H109V260H107ZM113 261H114V260H113ZM123 261H124V260H123ZM174 261H175V260H174ZM205 261H206V260H205ZM228 261H229V260H228ZM0 262H1V261H0ZM18 262H19V261H18ZM65 262H66V261H65ZM78 262H79V261H78ZM85 262H86V261H85ZM98 262H99V261H98ZM116 262H117V261L115 260V263H116ZM125 262H126V261H125ZM134 262H135V261H134ZM144 262H145V260L143 261V263H144ZM146 262H147V260H146ZM178 262H179V261H178ZM123 263H124V262H123ZM156 263H158V262H156ZM163 263H164V262H163ZM75 264H76V263H75ZM97 264H98V263H97ZM108 264H109V263H108ZM133 264H134V263H133ZM145 264H146V263H145Z\"/></svg>", "mask_w": 264, "mask_h": 264}, {"label": "snow or ice", "instance_id": "6c2138e0", "mask_svg": "<svg viewBox=\"0 0 264 264\" xmlns=\"http://www.w3.org/2000/svg\"><path fill=\"white\" fill-rule=\"evenodd\" d=\"M3 21H0V23H2Z\"/></svg>", "mask_w": 264, "mask_h": 264}]
</instances>
